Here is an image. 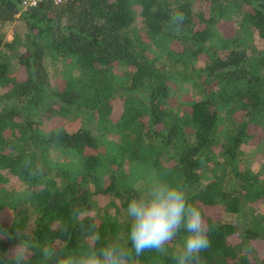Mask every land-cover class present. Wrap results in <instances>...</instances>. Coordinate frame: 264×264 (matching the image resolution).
<instances>
[{
  "label": "trees",
  "instance_id": "1",
  "mask_svg": "<svg viewBox=\"0 0 264 264\" xmlns=\"http://www.w3.org/2000/svg\"><path fill=\"white\" fill-rule=\"evenodd\" d=\"M22 1L0 0V264L19 241L46 264L126 240L153 175L202 211L201 264H264V163L242 158L264 136V0ZM183 235L138 264H173Z\"/></svg>",
  "mask_w": 264,
  "mask_h": 264
},
{
  "label": "clouds",
  "instance_id": "2",
  "mask_svg": "<svg viewBox=\"0 0 264 264\" xmlns=\"http://www.w3.org/2000/svg\"><path fill=\"white\" fill-rule=\"evenodd\" d=\"M138 191L140 195L129 200L126 208V240L116 235L97 247L101 238L94 233L87 248L78 252L61 253L44 247L46 264H138L146 251L168 252L181 230L183 240L171 253L173 264H201V252L211 246L209 229L200 208L189 203L186 189L179 182L153 175ZM30 255L31 246L26 241H19L10 250L12 264H27Z\"/></svg>",
  "mask_w": 264,
  "mask_h": 264
},
{
  "label": "rangeland",
  "instance_id": "3",
  "mask_svg": "<svg viewBox=\"0 0 264 264\" xmlns=\"http://www.w3.org/2000/svg\"><path fill=\"white\" fill-rule=\"evenodd\" d=\"M15 23L7 24L3 27V31L5 33V39L11 40L13 35V28ZM260 46V45H258ZM49 60V59H48ZM16 65V64H15ZM53 76V74H52ZM54 79V77H53ZM55 83V80H53ZM181 96L184 99H191L194 96L192 89L186 88L181 92ZM85 116H79V118L69 117L64 120V127L69 130L73 131L76 130L78 127L85 124ZM242 158L249 162V165L252 168L257 169L262 163H264V136L261 132H256L253 134L252 140L250 145H246L244 147ZM231 218V216H228Z\"/></svg>",
  "mask_w": 264,
  "mask_h": 264
},
{
  "label": "built area",
  "instance_id": "4",
  "mask_svg": "<svg viewBox=\"0 0 264 264\" xmlns=\"http://www.w3.org/2000/svg\"><path fill=\"white\" fill-rule=\"evenodd\" d=\"M40 1L41 0H23L22 3H21V7L22 8H27V7H30V6H35ZM62 1H64V0H53V2L55 4H59Z\"/></svg>",
  "mask_w": 264,
  "mask_h": 264
}]
</instances>
